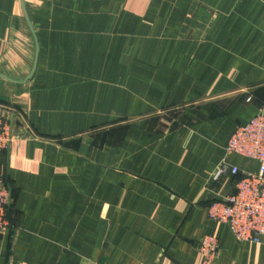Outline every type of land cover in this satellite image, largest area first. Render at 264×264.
<instances>
[{
  "label": "crops",
  "instance_id": "obj_1",
  "mask_svg": "<svg viewBox=\"0 0 264 264\" xmlns=\"http://www.w3.org/2000/svg\"><path fill=\"white\" fill-rule=\"evenodd\" d=\"M0 156L15 229L0 264H264L209 216L234 130L264 113V0H0Z\"/></svg>",
  "mask_w": 264,
  "mask_h": 264
},
{
  "label": "built area",
  "instance_id": "obj_2",
  "mask_svg": "<svg viewBox=\"0 0 264 264\" xmlns=\"http://www.w3.org/2000/svg\"><path fill=\"white\" fill-rule=\"evenodd\" d=\"M17 110L0 103V156L9 152L22 136L17 124ZM227 154H238L259 162L257 172L241 170L223 160L216 168L212 180L223 176H236L234 192L209 206V216L215 222L227 224L238 241L260 243L264 238V113L260 112L247 124L239 125L226 145ZM15 196L8 171L0 168V235L15 229L12 214ZM203 264H213L219 255L220 240L208 234L199 242Z\"/></svg>",
  "mask_w": 264,
  "mask_h": 264
},
{
  "label": "rangeland",
  "instance_id": "obj_3",
  "mask_svg": "<svg viewBox=\"0 0 264 264\" xmlns=\"http://www.w3.org/2000/svg\"><path fill=\"white\" fill-rule=\"evenodd\" d=\"M19 125V124H18ZM23 132V131H22ZM22 138H23V136H22ZM5 168V170H7V168H6V166L4 167Z\"/></svg>",
  "mask_w": 264,
  "mask_h": 264
},
{
  "label": "trees",
  "instance_id": "obj_4",
  "mask_svg": "<svg viewBox=\"0 0 264 264\" xmlns=\"http://www.w3.org/2000/svg\"><path fill=\"white\" fill-rule=\"evenodd\" d=\"M11 181V180H10Z\"/></svg>",
  "mask_w": 264,
  "mask_h": 264
}]
</instances>
